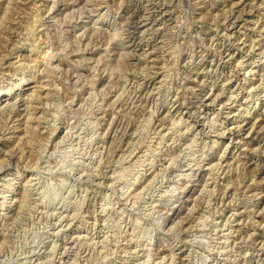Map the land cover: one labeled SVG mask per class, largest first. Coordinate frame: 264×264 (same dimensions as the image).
I'll return each mask as SVG.
<instances>
[{"label": "rangeland", "instance_id": "374dc122", "mask_svg": "<svg viewBox=\"0 0 264 264\" xmlns=\"http://www.w3.org/2000/svg\"><path fill=\"white\" fill-rule=\"evenodd\" d=\"M0 264H264V0H0Z\"/></svg>", "mask_w": 264, "mask_h": 264}]
</instances>
